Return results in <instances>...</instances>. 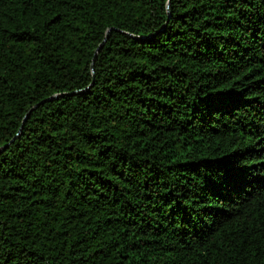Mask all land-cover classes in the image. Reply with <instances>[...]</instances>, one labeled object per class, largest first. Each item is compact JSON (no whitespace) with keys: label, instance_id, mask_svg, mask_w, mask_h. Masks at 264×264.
Wrapping results in <instances>:
<instances>
[{"label":"trees","instance_id":"obj_1","mask_svg":"<svg viewBox=\"0 0 264 264\" xmlns=\"http://www.w3.org/2000/svg\"><path fill=\"white\" fill-rule=\"evenodd\" d=\"M0 264H264V0H0Z\"/></svg>","mask_w":264,"mask_h":264},{"label":"water","instance_id":"obj_2","mask_svg":"<svg viewBox=\"0 0 264 264\" xmlns=\"http://www.w3.org/2000/svg\"><path fill=\"white\" fill-rule=\"evenodd\" d=\"M167 6H168V3H167ZM103 42H104V41H103ZM103 42L100 43L99 46L96 48V50H95V52H94V55H93V59H94V57H95V55H96V52H97V51L99 50V48L102 46ZM91 68H92V63H91ZM62 96H63V94H54V95H52V96H50V97H47L46 99L41 100L39 103L35 104V105L32 107V109L35 108L36 106H38L39 104H42V103H43L44 101H46V100H53V99H57V98L62 97ZM28 114H29V112L26 113V115L24 116V119H26V117L28 116ZM20 129H21V126H20Z\"/></svg>","mask_w":264,"mask_h":264}]
</instances>
